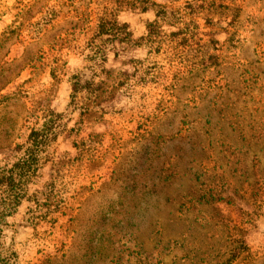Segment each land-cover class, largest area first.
I'll use <instances>...</instances> for the list:
<instances>
[{
  "label": "rangeland",
  "instance_id": "1",
  "mask_svg": "<svg viewBox=\"0 0 264 264\" xmlns=\"http://www.w3.org/2000/svg\"><path fill=\"white\" fill-rule=\"evenodd\" d=\"M33 151L0 264H264V0H0V167Z\"/></svg>",
  "mask_w": 264,
  "mask_h": 264
},
{
  "label": "trees",
  "instance_id": "2",
  "mask_svg": "<svg viewBox=\"0 0 264 264\" xmlns=\"http://www.w3.org/2000/svg\"><path fill=\"white\" fill-rule=\"evenodd\" d=\"M34 152H29L26 158L9 167H0V206L14 207L18 192L22 191L26 179L37 169Z\"/></svg>",
  "mask_w": 264,
  "mask_h": 264
}]
</instances>
